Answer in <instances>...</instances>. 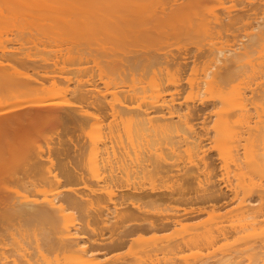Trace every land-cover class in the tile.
<instances>
[{
    "label": "bare ground",
    "instance_id": "6f19581e",
    "mask_svg": "<svg viewBox=\"0 0 264 264\" xmlns=\"http://www.w3.org/2000/svg\"><path fill=\"white\" fill-rule=\"evenodd\" d=\"M86 3L91 7V10L85 11L87 20L91 22L96 20L105 24L101 25L105 26L101 33L92 35V38L98 39V42L74 41L65 52L48 48L43 53L37 51L24 53L22 44H7V36L2 38L0 35V214L2 218L4 219V212L15 213L23 216L27 223L41 226L42 233L50 245L54 243L79 245L77 239L85 236L81 234L80 237L78 236L77 230L82 223L73 219L71 213L67 211L70 207L78 205L84 216H91L93 221H98L91 223L93 226L97 223L103 227L109 216L113 217V213L111 216L109 213L111 210L104 202L105 195L109 194L107 181H110L108 179L110 177L120 189L121 200H128L127 203L132 209L134 208V211L126 207L131 212L127 210L131 214L128 216L129 214L122 210L126 208L120 205L112 206L114 208L112 212H117L116 214L121 212L119 216L123 212L129 220L127 221V217L125 219L123 215L119 217L122 222L125 219L124 221L128 223L119 227L118 223L115 224L119 234L109 242L127 244L141 240L139 236L132 237L138 232L156 231L176 225L174 218L176 214L169 216L159 212L158 215L150 216L144 206L135 205L133 201H129L136 195H140L142 199L158 195L160 198L175 199V201L183 202L184 200L185 203L211 202L215 204L226 203L227 200L237 201L239 219L248 220L249 223L254 224V231L240 232L237 226L235 228L230 226L224 235L225 238L230 239H228L230 242L226 239L230 248L222 252L215 262L218 264L238 262L239 264L240 258L237 259V257L244 254L247 249L256 250L263 247L261 242L259 245L251 242L264 230V188L263 186L254 187L252 180V173L261 172L263 169L251 166L250 172H253L251 176L249 175L250 178L248 176L249 179L246 180L244 176H240L239 169L245 165V160L236 148L234 159L236 168H238V177H241V180L237 178L232 181L228 176L225 178L221 176L223 180L227 178L226 182L222 180L221 185V180L216 182L211 179L198 178L199 164H213L214 157L211 151L204 148L203 144V140L209 135L208 131L205 135H198L194 130L193 121L201 119V125H203L214 114L218 115L221 108L214 109L223 101L221 96L215 94V90L226 84L230 70L234 66L241 69L244 63L242 56L236 51L228 54L221 66L216 69L218 72L215 70L218 74L214 76L210 66L198 70V61L195 59L188 60L183 56L182 60L170 63V59L158 50L123 49L122 43L119 42L118 30L125 29L130 22V16L139 13L130 9L133 3H126V9L122 11L115 6V0L112 2L101 0L96 4ZM180 8L181 4H177L172 7L171 11L150 15L165 20V24L166 22L168 24L166 27L170 29L192 26V23L193 25L220 23L218 26H221V23L223 25V21H226L224 14L221 16L222 14H218L217 11L216 13L212 10V12L179 13L177 10ZM254 33L251 34L252 37L257 38L259 30ZM104 39L110 41L106 43L102 41ZM113 39L116 41H111ZM91 61L93 64L90 63L89 66ZM171 64L176 67L175 73L172 74L167 71V67ZM187 71L192 77L189 75L190 78L183 81L182 75ZM150 74V82L145 84L146 76ZM185 91L187 94L182 96ZM122 92L125 93L123 100H119L117 95L118 101L114 102L112 99L116 97L115 95ZM245 97L244 91L238 93L236 101L238 109H244ZM87 108L110 114L113 117L112 122L105 125L106 127L103 126L108 129L109 133L117 131V140L114 144L108 141L109 135L92 141L91 150L101 152L104 156L100 166L102 172H98L100 168L95 163L89 164L87 168L89 174L87 179L93 180V185L95 182L97 186L100 185V190L96 191L98 193L100 191V195H97V203L89 195V200H92L89 203L93 206L88 205L84 198L77 200L69 188L61 185L60 178L49 168L43 166L45 159L50 161L52 153H57L62 157L58 163L65 180L70 182L74 178L75 174L68 162L71 144L65 139L67 146L65 148V140L63 141L65 134L63 136L61 133L59 136L54 135L53 122L60 120V117H64L63 114L67 112L75 114V117L86 118L90 115L87 113ZM76 145L77 143L72 144L73 155L78 153ZM183 147L191 148L195 155H199L200 163L194 162L191 167L181 166L180 156ZM78 148L80 149V146ZM61 154L66 157L63 158ZM14 156H21L22 160H26L27 163L24 161L26 167H23V171L18 170V173H14L10 167H7L11 165ZM111 168L114 170L112 171ZM105 172L107 175L104 174ZM151 172L171 177L181 176L184 182L177 189H172L170 186L147 187L141 182L128 181L131 174L145 175ZM241 173L243 175L246 172ZM246 174L248 175L249 172ZM18 183L23 186L22 192L16 199H13L11 188L17 187ZM36 184H43L47 187L45 190L42 189V195L35 187V193L27 189V186ZM103 197H105L103 201H100L105 204L98 201ZM122 201H120L121 204ZM176 211L179 210L176 209ZM199 213H201L199 207L184 208L185 215L195 216ZM106 215H109L108 219ZM84 226L86 228L88 226V229L95 227L89 225L88 222H85ZM52 236L55 237L54 241ZM94 240L100 245L106 243L104 238ZM178 243L176 245H179ZM83 244L81 247H84ZM147 246L145 251L148 255L151 249L149 245ZM162 249H165L164 245L154 248L155 251ZM253 252H249L253 257L260 254L256 253V256ZM87 253L91 254L90 251ZM233 254H236V260H238L234 263H232L235 259ZM247 259L249 260L248 257ZM258 259L259 257L255 259V262L252 259L251 264L259 262L256 261ZM162 260L165 261L155 254L153 257L140 259V262L147 264L149 261L150 264L154 262L160 264ZM246 261L244 262L247 263ZM263 261L258 264H264ZM0 264H4V261Z\"/></svg>",
    "mask_w": 264,
    "mask_h": 264
},
{
    "label": "rangeland",
    "instance_id": "374dc122",
    "mask_svg": "<svg viewBox=\"0 0 264 264\" xmlns=\"http://www.w3.org/2000/svg\"><path fill=\"white\" fill-rule=\"evenodd\" d=\"M98 1L101 0H6L5 3L4 0H0V35L2 38L7 36V44H22L24 53L35 51L43 53L48 48L53 51L65 52L74 41L98 42V39L92 38V35L101 33V30L105 27L101 25L105 24L96 20L91 22L87 20V14H85V11L91 10L86 2L96 4ZM107 1L112 2L113 0H104V2ZM115 1V6L121 11L126 9V3L132 2L133 6L130 9L139 12L130 16V22L125 29L118 30L119 42L122 43L123 49L146 48L152 51L158 50L163 53V56L170 59V63L182 60L183 56L188 60L195 59L198 61V70L210 66L213 69L214 76L218 74L216 69L221 66L228 54H232L233 51L239 52L244 62L241 69L234 66L230 70L226 84L215 90V94L221 96L223 101L214 109L221 108L218 115L214 114L203 125H201V119H194L197 120L196 122L192 119L195 124L194 130L198 135H205L208 131L209 135L207 138L205 137L203 144L204 148L211 151L210 153L214 157L213 164H199L198 178L201 180L211 179L216 182L221 180L222 185L223 181H227V178L223 180L227 176L235 181L237 178L241 180V177H238L239 175L244 176L243 178L247 180L253 174L254 187L258 188L260 186L259 188H261L263 186L262 188H264V0ZM174 1L176 3H173ZM177 4H181V8L177 10L179 13L212 10L215 13L217 11L220 15L222 14L221 16L224 14V20L229 19V21H223V25L226 27L222 23V27L218 26L220 23H198L194 25L192 23V26L187 25V27L170 29L168 26L166 27L167 22L165 24V20L150 15L151 13L171 11L172 7ZM226 13L229 16L228 18H225L227 17ZM258 30L259 36H256L257 38L252 37L253 33L258 32ZM102 41L107 43L110 40L104 39ZM90 63L93 64L91 61L88 64L89 66ZM167 68L169 73H175L176 67L173 64ZM219 69L223 70L222 68ZM185 73L182 75L183 81L189 79V75L192 77L189 71ZM146 77L145 84L150 82L151 74ZM185 84L184 86H186ZM240 91H244L246 94L244 109H238L236 104ZM186 94L185 91L182 96ZM117 95L119 100H123L125 93H117L116 97L112 99L114 102L118 101L116 99ZM86 110L88 114L90 113L86 118L75 117V114L67 112L65 113L66 116L63 114L64 117L61 116L60 120L57 119L53 122L54 129L52 132H54V135L59 136V133H61L63 136L65 134L63 141L66 139L71 144L68 162L75 174L74 178L70 182L65 180L58 163L62 157L57 153V155L52 153L50 161L45 159L43 166L55 173L60 178L61 185L69 188L71 194L77 200L84 198L90 205L89 202L94 199L97 203V195H100V191L99 193L96 191L100 190V185L97 186L96 182L93 185V180H90L92 181L90 182L87 179L89 176L87 168L89 164L94 163L100 168L102 159L104 160L101 152L91 150L92 141L109 135L110 138L107 137L108 141L114 144L117 140V131L109 133L108 129L105 128V125L113 120L110 114L93 108H87ZM62 136H60L61 139ZM76 143L75 148L78 149V153L75 154V151V155H73L72 144ZM236 148L245 160V165L239 169L240 174L234 159ZM44 157L46 158V156ZM64 157L66 156L63 155ZM21 158V156H14L11 165L7 167H10L14 173H18V170L19 172L23 171V167H26L27 162ZM198 158L199 155H195L191 148L186 149L183 147L180 164L181 166L191 167L194 162L198 161ZM110 161L113 162L112 159ZM198 163L200 162L198 161ZM251 166L263 170L256 173L250 172ZM111 169L114 170V168ZM98 172H102V169L100 168ZM107 172L104 174L107 175ZM241 172H249V174L244 173L246 175H242ZM221 176L224 178L222 179ZM108 179L113 181L110 177ZM110 181H107L108 184L106 183L109 187V194L105 195L106 198L103 197L98 200L103 201L105 198L104 202L108 206L106 207L111 210H108L110 215L113 213V217L108 215L110 220L106 215L108 221L103 227H100L101 224L97 225V223L94 224V227L91 223L98 221H93L91 216H84L78 205L70 207L67 211L71 213L73 219L75 218L82 223L77 230L78 236L80 237V234L85 236L77 239L79 245L66 243L50 245L48 239L42 233L41 226L27 223L23 216L15 213L4 212V219L0 214V263L4 261V264H143L144 262H140V259L148 256L153 257L156 254V256L166 261L162 260L163 262H160V264H218L215 262L216 258L222 252H225L227 248H230V245L227 244L230 239L224 237L230 226L234 228L237 226V230H240V232L243 230L254 231V224L249 223L248 220L239 219L237 201L227 200L226 203L218 202L215 204L211 202L185 203L184 200L183 202L180 200L175 201V199L160 198L158 195L149 199H142L140 195H136L129 201H133L135 205L144 206L150 216L158 215L159 212L169 216L176 214L177 216L174 217L176 225L156 231L138 232L132 237L139 236L141 240L135 243H110L109 240L119 234L115 224L118 223L119 227L124 223H128L125 222L127 216L125 217L123 212L122 215L125 218H123L125 220L123 222L119 218L122 216H119L121 212L119 214H116V211V213L112 212V209H114L112 206L118 207L120 205L134 211V208L132 209L131 205L127 203L128 200H121L117 183ZM128 181L132 183L141 182L147 187L170 186L172 189H177L184 182L183 179L181 180V176H164L156 172L145 175L134 173L130 175ZM34 187L40 190V195H42V189H47L43 184L29 185L27 189L31 193H35ZM22 188L23 186L19 183L17 187H12L11 197L16 199L22 192ZM89 195L93 197L92 200H89ZM101 201L100 203H102ZM120 201H122V204ZM104 202L102 204H105ZM91 205L93 206V204ZM196 207L201 208V213L195 216L184 214V208ZM127 208L122 210L127 212ZM176 209L179 211H176ZM129 212L127 213L129 214ZM128 216H131V214ZM128 220L129 217H127ZM84 221L94 227H90L94 230L88 229V226L86 228ZM95 238H104L106 243L103 245L97 244ZM254 239L251 241L253 244L259 245L261 242L263 247H257L256 250L247 249L244 254L237 257V259L240 258L239 264H251L252 259L255 262L258 257L259 259L256 261L259 262L256 264L264 260V230ZM52 240L54 241L55 237L52 236ZM81 243H84V247H81ZM177 243L179 245H176ZM147 245L151 249L148 255L145 251L148 248ZM162 245L165 246V249L154 250L155 246ZM88 251L91 254L87 253ZM140 251H143V253H140ZM249 252L255 254H261L262 252V254H258V256L256 254L257 257H253L252 253ZM236 254H233L235 259L232 263L236 260ZM163 256L165 257L162 258ZM147 264H150L149 261ZM152 264H157V262Z\"/></svg>",
    "mask_w": 264,
    "mask_h": 264
}]
</instances>
